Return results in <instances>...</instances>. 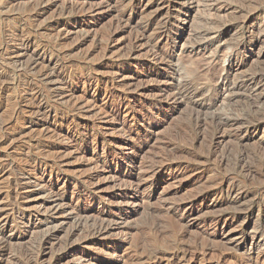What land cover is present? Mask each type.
Returning a JSON list of instances; mask_svg holds the SVG:
<instances>
[{"label": "rangeland", "instance_id": "374dc122", "mask_svg": "<svg viewBox=\"0 0 264 264\" xmlns=\"http://www.w3.org/2000/svg\"><path fill=\"white\" fill-rule=\"evenodd\" d=\"M71 1L73 0H50V2H54L51 9L49 8L47 12L39 18H34L31 17V13L40 7L38 5L40 0H38V2L37 0H0V45H3V50L0 51V75H2L5 83V85H2L4 87L0 86V126L2 125L0 127V136H2L4 132L15 131L17 127V130L22 128L20 130L22 131L21 135H15V140L8 142L0 151L3 160L16 164L27 156L33 155L34 152L35 154L39 153L37 145L39 142H37V140L42 143H48L49 145H60V143L61 145H67L72 142L73 138L71 139V137H75L74 134L78 135V130L82 131L83 134L81 133L82 138L79 141V147H73V152L69 149L65 161V163H68H64L61 168L63 177L71 181V183L68 187L63 188L62 182L56 185L58 191L63 190L69 199H75L79 192L78 189L76 190L74 184L85 174L94 171L93 159H90V157L94 158L96 154L97 156L99 154V156L103 157V149L113 146L114 144L118 146L119 143L116 141L124 135L119 128L105 125V118L101 114V109H103V107L106 108V101L109 99L107 98L108 93L107 87L105 86L107 77H111L119 71L126 74H128L127 72H133L134 76L139 78L136 81V83L140 81V83L138 82L139 84L137 83L138 85H154L157 84V82L154 81L153 83V80L152 82L151 80L149 81V79L142 74V72L147 69H144L145 67L143 66L144 63L147 64L146 50H143L142 53H138L139 56L137 54L135 57L136 59L133 58L131 64L122 62L123 53L126 54L124 51H126V46L128 45L129 31L114 37L112 41L114 46L110 47L111 51L105 46L109 42L108 38H110L109 34L111 30L114 28L116 20L115 12L107 11L105 12L106 14H102V18L99 17L96 21L93 19L88 20L83 16L78 17L79 19L74 21L62 12L63 9L70 7ZM182 1L185 2L184 4L187 6L186 9L189 11L183 10L178 12L173 7H170V9L167 6L161 7L152 0V6L146 12L139 15L136 18V22L137 20L138 22L145 21L150 16L160 15L161 22L170 26L168 39H166L164 45L170 57L168 66L166 67L167 70H161V72L164 73L165 76L167 75L166 77H169L172 82L182 83L184 85L187 82H191V86L203 89L205 97H211L214 93L220 92V100L217 106L213 107L212 110H207L201 106L194 107V105H191V100L188 99L192 96H189L190 98H186L187 101L185 99V103H179L175 108L176 110L171 111L170 117L162 121L161 124L156 127V134L153 135L151 142L148 143L144 151L140 153L139 159L150 161L148 164L150 166L153 165V161L155 162L156 160L155 165H159L160 160H162L161 162L165 165H170L169 171H176L178 168H182L183 171L177 174L178 176L176 175L167 180H163L158 185H146L143 191L145 193L144 196L137 199L136 209L129 211L125 223L117 228L113 234L101 239V241L97 239L88 241L87 243L83 240V237L86 235L85 230L78 234L80 236L77 235L79 239L76 236L72 241L74 252L66 257V262L63 260L62 263L65 262L64 264H85L87 261L83 263L79 257L86 255V253L93 255V258H98L99 256L105 257L106 255L111 258H119L121 259L119 264H125L126 259L127 261L133 259V250L142 251V249L148 247V243V245H151L162 239L167 241V239L171 237L173 229L170 227L171 225H169L168 215H165L166 212H163V210H161L162 208L169 207V204L172 205L180 200L193 199L191 197L193 195H196L194 198H200L206 195V192L210 190V188H214L215 186L226 188L227 184L243 188L242 191L247 192L248 196L238 204L231 203L229 196L225 194H222L223 196L221 197L210 196L207 198V202L216 201L217 199L225 201L218 206V209L217 207L214 208L212 213L227 214L234 211L236 209L234 207H238V209L246 207L251 209L254 208L253 210H255V213L251 218V224L249 222L250 219H247L244 223L239 222V225H241L240 227L237 223L238 228L242 230L245 235L243 241H246V248L240 246L236 251L213 245L211 252H208L202 259L196 262L185 261L186 263L178 261L175 264H235V256L239 253L253 254L256 251L264 252V211H258V207L264 205V201H262L264 200V125H262L264 123V87L259 98H256L252 95V93L256 91L252 92L253 90L250 89L252 87H249V85L245 83L247 78L254 72H263L264 74V0ZM35 4H37V6ZM8 5L10 7H8ZM57 22L66 24L71 30H60L61 27L58 30H54L53 25ZM9 27L17 30L24 29L25 32L23 31V35L31 38L32 42L34 41V49L37 47L41 48L42 46H46V49L49 48L47 49V55L55 57L54 63H56L57 67L62 65L61 67H65L69 73L64 77V81L66 83L72 82L77 86V96L75 94V100L74 98L69 99L66 96H61V94L57 92L53 93L48 88L42 87V83L34 74L24 69L22 70L19 66L20 62L18 63L17 61L19 58V51L12 53L10 49H7L6 46L2 44L4 39L8 41L10 47L17 43L16 36L10 33H6L7 35L5 34L4 31L10 29ZM255 35H260V39L256 42L250 41V37ZM34 49H32V51ZM26 58L27 57H24L23 59ZM61 59L63 60L61 61ZM13 61L15 62L13 63ZM65 61L66 63H64ZM233 64H240V66L227 74L226 69ZM198 65L204 66V70L198 71ZM212 71H216L219 75H217L218 77H216V80L211 78L213 75ZM197 75H201L202 78L197 79ZM226 76L228 78H226ZM143 78L146 80H143ZM86 79L91 80V82L85 83ZM229 83H232L231 93L226 89V85ZM32 85L33 87L41 88L44 102L50 110V115L52 114L51 121L55 122L52 126L56 128V132H50L49 129L47 130V127L35 123H33L35 125L32 131V127H30L32 125L25 123L27 117V120L32 118L31 121L37 120V117L38 120L41 119L40 116H31L29 114V103L27 100L24 101L26 97L25 90L31 88ZM239 86L242 87L239 88ZM191 89H193V87ZM155 91L156 90H149L146 93L148 97H145V99H154L156 97L155 94L158 93ZM51 93H53V95H51ZM11 98L12 100H10ZM83 99L84 101L96 100L99 109L96 108V112L92 113L76 111L70 102L81 101ZM196 99L197 98H193L192 100L194 101ZM6 100H8L7 103ZM112 102L116 104V97L112 98L111 103ZM4 104H6V106ZM17 106H20V109L16 114L15 109ZM98 110L100 111V115ZM217 115L231 121L236 117L241 122V124L238 122H231V127L230 125L227 126L226 130L228 134L235 132L233 128L236 129L242 126L244 132L246 127H252L254 125L258 127V130L252 135H246L242 140H238V138L232 136L230 137L231 139L228 138L229 140L225 139L223 140L224 142L222 141L219 143V140L215 138V136L219 134L218 122L215 120V116ZM2 127H4V132ZM228 127L232 129L230 130ZM59 132H62V134L64 133L62 136L63 139L56 134ZM48 136L51 138H48ZM67 136L70 138H67ZM39 155L45 159L51 157V153L47 152V150ZM165 161L170 162L168 164V162ZM118 162L119 164H117L115 160L113 163V174H118L127 179H138L139 174L137 172L139 170L130 171L127 168V163L122 161ZM181 165L186 168L185 171V168ZM15 172V170L12 171V175H15ZM46 179H51L50 174L46 176ZM102 185L104 186H102V189H105H103L100 194H103L104 200L102 199L103 201L100 204H96L97 209L95 208V214L98 209H103V204L105 203H107V207H111L115 200H117L116 193L119 194L120 192L119 185L114 186L108 182H103ZM84 193L89 196V198L95 195L93 192L91 193L89 189ZM134 195L133 193V197H135ZM40 201L41 200L36 199L29 202V209L25 211L28 215L30 212H33L32 217H36V221L39 219L37 218L38 213H36V211L43 209L39 205ZM8 202H10V198L0 194V208L6 206ZM211 210H213V208H211ZM204 213H200L201 216L198 217L199 220L203 214L207 215L211 212L210 210H205ZM160 214L161 216H159ZM94 217L95 216H93V218ZM197 221L198 220H196V222ZM70 223L71 221L69 224ZM69 224H67V226ZM43 228H45V224L39 225V222L37 227L31 229L27 226L15 230L9 228L5 234L7 239L11 240L7 248L8 254L6 255L7 257H4L5 259L2 261L0 260V264H21L22 262V264H28L27 258L33 256L37 247L38 237L36 234L39 236ZM189 233V237L191 236V238L199 236L198 230L196 229L191 230ZM253 234L256 235V239L254 240H252ZM142 242L145 243V245ZM233 244L235 246L236 242L232 241L231 245ZM58 245L59 244L55 243L53 246H50L52 249H48L46 264L59 250L60 245ZM28 254L30 256H28ZM30 264H34V262ZM87 264L91 263L88 261Z\"/></svg>", "mask_w": 264, "mask_h": 264}, {"label": "bare ground", "instance_id": "6f19581e", "mask_svg": "<svg viewBox=\"0 0 264 264\" xmlns=\"http://www.w3.org/2000/svg\"><path fill=\"white\" fill-rule=\"evenodd\" d=\"M154 1L158 3L161 7L167 6L169 9L170 7H173L178 12L183 11V10L189 11L188 9H186L187 6L186 4H184L185 2H183L182 0H154ZM152 4H153L152 0H73L71 1L70 7L63 9L62 11L63 14H65L66 16H69L70 19L74 21H77L79 19L78 17H81V16L86 17L88 20L93 19L96 21L98 20L99 17L102 16V14H104L107 11L113 12V13L115 12L116 20L114 23V28L113 30H111V33L109 32L110 33L109 34L110 38H108L109 42L105 46H107V48H109L110 50V47L114 46V44H112L114 37L115 36L117 37L118 35L120 36V34L125 33L126 31H129L130 35L128 38V43H127L128 45L126 46V51H124L126 52V54L123 53L122 62H124L125 64H131L133 61V58H135L138 53L140 52L142 53L143 50H146L147 64L144 63L143 66L145 67L144 69L146 68L147 69L143 71L142 74H144L145 77L149 79V81L151 80L152 82L153 80V83L154 81H156L157 84L153 85L151 83L152 85L150 84L138 85L140 81H138L139 83L137 82L138 84L136 83V81L139 78L137 76H134L133 72H127L128 74H126V73L120 72L119 70H118L119 72L115 73V75L111 77H107L105 81L106 83L105 82L104 83L106 84L105 86L107 87L106 88L107 93H108L107 98L109 99L108 101H106V108L103 107V109H101V114L105 118V121H104L105 125H108L109 127L113 126V127L119 128L124 133V135L122 138L116 141L117 143H119V145L117 144L118 146L114 144L113 145L114 147L110 146L108 148L103 149L104 150V155L102 154L103 157L99 156V154L98 156L96 154V157L94 156V158L90 157V159H93L94 171L89 172L87 174L84 173L85 175L83 177L81 176L82 178L79 181L76 180L77 182L74 184V186L76 190L78 189L79 193L77 195V198L75 199L74 198L69 199L63 190L58 191L56 189V185L57 183L62 182V188H63V187H68L71 183V181L63 177L61 168L66 161V154L69 153L68 152L69 149L72 150L73 147H77L79 145L80 143L79 141L81 140L82 134H83L82 131L78 130V135L74 134L75 137L73 136L71 137V139L73 138L72 142L67 145L66 144L61 145V143L60 145H49L48 143L47 144L42 143L37 140V142H39L37 144L39 153L35 154L34 152L33 155H29L19 162L16 161L17 162L16 164L14 162L3 160L1 156V151H0V194L6 195L7 197L10 198V202H8L6 206H3L2 208H0V260L1 261L5 259L4 257H7L6 256L8 254L7 248L11 241L7 239L5 235L7 230L9 228H12V230H15L23 226L24 227L27 226L29 227V229H31V228L37 227L38 222H39V225L45 224V228H43V230L41 229L42 231L39 234V236L38 234H36L38 237L37 247L35 246L36 250L33 256H30L28 254V256H30L29 258H27L28 264L32 262H34V264H46V259H47L46 256L48 254V249L50 248V246H53L55 243L60 245L59 250L57 251L56 254L52 256L50 261L48 260L47 264H64L66 262L65 260L66 257H68L70 253L74 252L72 248V241L74 238H76L78 234H80L82 231L85 230L86 233L85 232L84 233L86 235L85 236L83 235L84 236L83 240L85 243H87L88 241L97 240V239H100L101 241V239L108 237L109 235L113 234L117 228H119L121 225L125 223V219L129 215V211H133V209H136V204L138 201L137 199L144 196L145 193L143 191L146 185H149V186L158 185L163 180H167L171 177H174L183 171L182 168H178L177 170L174 168L176 171H169L170 165L169 166L165 165L163 162H161L162 160H160L159 162L160 164L157 162L159 165H155L156 164V160H155V162L154 161L152 162L153 165L151 164L152 166H150L148 165L150 161H146L142 159L140 160L139 155L142 151H144L148 143L151 142V138L153 137V135L156 134L155 132L156 127L159 126L162 121H165L167 118L170 117L171 111L176 110L175 108L177 107L179 103H185L184 102L185 99L190 98L192 96L194 99L197 98L198 100L196 99L193 101L192 97L188 99V100H191L190 101L191 105H194V107L201 106L202 108H205L207 110H210V109L212 110L213 107L217 106L220 100L221 94L220 92H217V93H214L211 97H207V96L205 97L203 93V89H200L196 86H191L192 85L191 82H187L185 83V85L182 83L180 84V83L172 82L170 81L169 77H166L167 75L165 76L164 73L161 72V70H165L166 67L168 66V60L170 57L169 52L165 49V46H164L166 39H168L167 37L170 31V26L164 22L162 23L161 16L158 14L154 16H150L145 21L138 22L137 20L136 22V18L142 13L146 12L152 6ZM35 5L37 6V4ZM38 5L40 7H38L37 9H35V11H33V13H31V17L39 18L41 15L47 12L49 8L51 9V6L54 5V2H50V0H40ZM8 7L10 6L8 5ZM61 23L60 22L55 23V25H53V29L58 30L61 27L60 30L62 29L66 31L71 30L68 28L66 24H61ZM23 31L24 29H18V30L11 29V28L7 29L6 31H4L5 34L10 33L11 35L16 36L17 43H15V45L10 47L8 45V41L4 39L2 41V44H4V46H6L7 49H10L12 53H16L19 51L18 52L19 58L16 56L18 58L17 59L18 63L20 62L19 66L22 68V70L24 69L30 72L31 74H34L35 77L38 78L39 81L42 83V87L48 88L53 93H56V92L58 94L60 93L61 96H66L69 99L74 98L76 91H77V86L72 82L66 83L64 81V77H66L69 74L68 71L65 69V67H61L62 65L60 63L59 64L61 66L57 67L56 63H54L55 57L47 55L48 54L47 49L49 48L46 49V46H42L41 48L37 47L34 49L33 48L34 41L32 42L31 38L24 36ZM56 36H55V39H56ZM259 39H260V35H255V36L250 37V41L252 42H256ZM32 49L34 50L32 51ZM1 50H3V45H0V51ZM24 57H27V58L23 59ZM62 60L63 59H61V61ZM14 62L15 61H13V63ZM64 63H66V61ZM239 66L240 64L231 65V67H228L226 69L227 74L230 73L233 69L238 68ZM203 67L204 66L202 65H198L197 66L198 71H201ZM212 73L213 75L211 74L212 75L211 78L213 80L214 79L216 80V77H218L219 75L216 73V71L215 72L212 71ZM196 78L201 79L202 76L197 75ZM226 78L228 77L226 76ZM143 80H146V79L143 78ZM90 82L91 80L89 79L85 80V83H90ZM245 83L249 85V87H252L250 88L253 90L252 92L256 91L254 92L256 94L251 92L253 97L259 98V96L262 93L261 91L264 87L263 72H258V73L254 72L247 78ZM2 85H5V83L2 78V75H0V86ZM33 85L28 90H25L26 97L24 101L27 100L29 103L28 104V106H30L29 111H28L30 112L29 114L31 116L32 115L40 116L41 119L38 120V117H37V120L35 119L31 121L32 118L30 120H27L28 119L27 117V119L25 120V123H29L32 125V126L29 125L30 127H32V131H33V127L35 124H40V125L47 127V130L49 129L50 132H54L56 128L52 125H54L53 123L55 122L51 121L52 114L50 115V110L48 106H46V103L44 102L43 95L41 92L42 90L40 87H33ZM192 87L193 89H191ZM226 87H227L226 88L227 91H230L229 93H231L232 83L227 84ZM240 87L242 86H239V88ZM149 90H156L155 92H158L155 94L156 97L154 99H145V97H148L146 93ZM53 93H51V95H53ZM114 97H116V104L113 102L111 103L112 98ZM10 100H12V98ZM7 101L8 100H6V103ZM70 103L72 104L73 108L79 112L82 111L86 113H92V112H96L95 110L96 108H98V104L96 100L94 99L90 101H86V100L84 101L83 99L81 101H72ZM4 105L6 106V104ZM19 109H20V106H17L15 109L16 114L19 112ZM98 112L100 115L99 110ZM215 117H216L215 120L218 122V127H219V132H218L219 134L218 136H215V138L219 140L218 141L219 143H221L223 140L228 139L232 136H234L235 138H238V140L239 139L242 140L246 137V135L248 134L252 135L258 130V127H255L254 125L252 127H246L245 132H244V128H242L243 126L241 125L242 127H239L236 129L233 128L235 132L233 133L231 132L232 134L230 133L228 134L226 131L227 126L230 125L231 127V124H230L231 122H238L241 124L239 119L235 117L231 121L219 115ZM262 125H264V123ZM230 127H228V129H230ZM3 128L4 127H2V129ZM16 130L12 132H4V129H3L4 133H2V136H0V150L8 142H12L13 140H15V135L17 134L21 135L22 131L20 130L16 131ZM56 134L59 135L58 137L63 139L62 136L64 133L62 134V132H59ZM49 137L50 136H48V138ZM67 138H70V137L67 136ZM46 150L47 152L51 153V157L49 159L42 158L39 155ZM115 160L117 164H119L118 161L127 163V168L130 171L139 170L137 172L139 174L138 179H133V178L127 179L125 177H121L118 174H113V163L115 162ZM165 162H168V161H165ZM67 163L68 162H66L65 164ZM14 170L16 171L15 175H12V171ZM185 170L186 168L184 169V171ZM48 174H50L51 176L50 180L46 179V176ZM103 182L111 183L114 186L119 185L120 192L119 194L116 193L117 200H115L114 204L111 207H107V203H105L103 204L104 205L103 209L101 208L98 209L97 213L95 214V210L97 209L96 204H100L104 200L102 196L103 194L102 195L100 194V192H102V190L105 189V188L102 189ZM215 184H218V183H215ZM221 187L219 188L215 186L214 188H210V190L206 192L207 194L200 198H194L196 197V195L195 196L193 195L191 196L193 199L182 200V201L180 200L179 202H176V203L173 202L174 204L172 205L169 204V207L163 206L164 209L162 208L161 210H163V212L164 211L166 212L165 215H168V221L170 223L169 225H171L170 227H172L173 229V232L171 231L172 232L171 237L170 238L168 237L169 239L166 238L167 241L162 239V240H158L156 243L154 242V244H151V245H148L149 244L148 243L147 244L148 247L145 249H142V251L136 250V249L134 251L132 249L134 253L133 259L131 261H127L126 259L125 264H164V263L175 264L178 261L179 262H185V261L196 262L202 259L208 252H211L213 245L222 246L224 248H228V249H232L236 251L238 250V247L240 246L242 247L244 246L246 248V243H245L246 241L245 242L243 241V238L245 235L243 231L238 228V226L240 227L241 225L239 224L244 223L247 219H250L249 222L251 224V218L253 217L255 213V210H253L254 206L252 207L253 209L248 208V207L246 208L242 207L243 209H238V207H234L236 209L227 214H221V213H216V212L212 213L214 211V208L217 207L218 209L219 208L218 206H220L222 202L224 203L225 201L217 199L216 201L213 200L212 202H207V198L210 196L221 197L223 196L222 194H225L229 196L231 203H235V204L240 203L242 200H244V198L248 196L247 192L242 191L243 188H240V187L238 188L231 184H227L226 188L225 187L221 188ZM87 189L91 190V193L93 192L95 195L89 198V196H87L84 193L85 191H87ZM133 193L135 194L134 195L135 197H133ZM36 199L41 200L39 202V205L41 208H43V209H39L36 211V213H38V217H37L39 218L38 221H36L35 219L36 217H32L33 212H30L29 215L26 214L25 212L26 209H29V204H30L29 202H31L32 200H36ZM263 199H264V196H263ZM211 208H213V210H211ZM205 210L207 211L210 210L211 213L204 215ZM258 211L259 212L264 211V205H261L260 207H258ZM202 212L204 214L202 217H200L201 219L199 220L198 217L201 216L200 213ZM39 216H42V217H39ZM93 216L95 217L93 218ZM159 216H161V214ZM196 220L198 221L196 222ZM70 221L71 223L69 224ZM237 223H238V226H237ZM67 224L69 225L67 226ZM193 229L198 230L199 236L196 238H191V236L189 237V234H190L189 232ZM78 236L77 238L79 239L80 236L79 237ZM254 239H256L255 234H253V237H252V240ZM232 241L236 242L235 246L234 244L231 245ZM143 244L145 245V243ZM235 257H236L235 264H252V263L264 264V252L263 251H256L253 254L239 253ZM79 258L80 260H82L83 263L87 261L85 264H87L88 261L91 264H119L121 262V259L114 258V257L111 258L110 256H107V255L105 257L99 256L98 258H93V255L89 253H86V255H83ZM63 260H65L64 263H62ZM223 261H224V258H223Z\"/></svg>", "mask_w": 264, "mask_h": 264}]
</instances>
